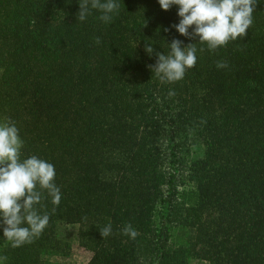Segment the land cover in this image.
<instances>
[{"label":"trees","instance_id":"trees-1","mask_svg":"<svg viewBox=\"0 0 264 264\" xmlns=\"http://www.w3.org/2000/svg\"><path fill=\"white\" fill-rule=\"evenodd\" d=\"M118 2L105 23L95 9L78 21L79 0H0V122H15L22 158L54 165L62 194L52 212L44 192L36 207L50 220L32 243L13 248L0 227V264L67 254L60 223L79 225L89 264H264V0L243 39L215 52L197 43L205 50L174 83L148 66L173 39L197 42L172 27L178 6ZM163 147L190 188L176 174L166 181Z\"/></svg>","mask_w":264,"mask_h":264},{"label":"clouds","instance_id":"clouds-1","mask_svg":"<svg viewBox=\"0 0 264 264\" xmlns=\"http://www.w3.org/2000/svg\"><path fill=\"white\" fill-rule=\"evenodd\" d=\"M158 3L165 11L178 6L180 21L172 27L180 35L197 41L182 46V41L173 39L167 43L169 52H156L155 65L148 66L161 83H174L196 65L197 52L205 50L204 47L198 49L197 43L215 52L230 41L243 39L254 22L258 0H158ZM92 9L101 13V21L110 23L113 14L119 13L120 3L118 0H79L77 20L84 21ZM95 43H101L100 37L95 38ZM145 51L149 56L153 54L152 43H146ZM216 67L224 69L228 63L217 61ZM168 95L174 96L175 92L169 91ZM23 146L15 122L5 118L0 123V227L13 248L32 243L48 226L50 214L46 211L41 214L36 207H43L44 192L51 197L52 212L62 199L55 183L54 165L36 155L22 158ZM99 231L103 238L108 237L112 232L111 223ZM122 232L132 239L138 235L131 224L125 225ZM6 260V256L0 257V261Z\"/></svg>","mask_w":264,"mask_h":264},{"label":"rangeland","instance_id":"rangeland-1","mask_svg":"<svg viewBox=\"0 0 264 264\" xmlns=\"http://www.w3.org/2000/svg\"><path fill=\"white\" fill-rule=\"evenodd\" d=\"M164 151L163 156L165 159V168H166V181L170 179L169 175L170 174H176V184L178 185V189H183V188H190L192 185L187 184L181 186V180L179 179V171H176L177 168L174 167L172 161L171 155L168 153V151L163 147L162 149ZM178 166V163L176 164ZM164 168V167H163ZM186 183H190L189 181H186ZM160 190L162 191V196L160 198L165 197L167 193L170 191V186L166 183H163L160 186ZM157 202L155 205H158L160 208V204ZM79 225L77 223H60L57 227V239L61 240V246H62V241L65 243L69 244V249L67 254H62V252L58 253L56 252H51L50 254H45L43 256L45 262L47 264H89L91 257L93 256L94 252L92 249L87 248L85 245L81 243L80 240V229ZM173 239V236L170 237V241ZM178 241V246L181 247L183 244L186 243ZM189 263L188 264H211L210 261L205 260L201 257H197L194 255V257L189 258ZM45 263V264H46ZM154 264H157V262Z\"/></svg>","mask_w":264,"mask_h":264},{"label":"crops","instance_id":"crops-1","mask_svg":"<svg viewBox=\"0 0 264 264\" xmlns=\"http://www.w3.org/2000/svg\"><path fill=\"white\" fill-rule=\"evenodd\" d=\"M1 123V122H0Z\"/></svg>","mask_w":264,"mask_h":264}]
</instances>
